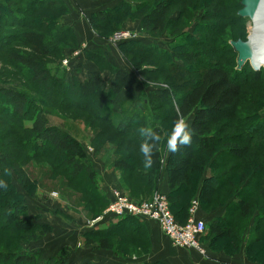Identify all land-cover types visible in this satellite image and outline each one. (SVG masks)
<instances>
[{"label":"rangeland","instance_id":"1","mask_svg":"<svg viewBox=\"0 0 264 264\" xmlns=\"http://www.w3.org/2000/svg\"><path fill=\"white\" fill-rule=\"evenodd\" d=\"M16 1L1 0V4L3 7L6 4L17 3ZM61 1L64 4L65 15L55 18V26L51 23L49 25V28L52 27L49 37L57 39L58 44V48L54 53L55 56L49 59L48 69L50 74L67 82L85 83L91 72L99 71L104 87L97 97V106L100 107L102 113L113 114L115 124L124 120L125 113L133 114L137 113L138 110L142 113L154 111V117L159 113L158 118L155 120L156 126L162 129L165 122H162L159 116L167 113L169 108L165 105L158 106L154 103H151L149 108H142L141 97L140 100H137L136 96L142 94L140 92H146L147 87L152 88V90L163 88L165 93L167 92V98H170L172 104L176 105L174 93L186 91L189 83L185 82L176 86L171 83L173 76L166 70L168 65L170 63L177 66L183 65L180 61L174 59L172 54L175 55L179 51L199 50L200 48L199 46L195 48L188 46L185 50H177L174 47L185 43L190 38L194 40L204 39V42L208 40L206 56L213 61L217 60L213 50H218L220 45L228 46L231 41H246L251 29V22L248 19L243 20L244 25L242 26L232 21L236 18L237 11L241 9V0H210L211 4L209 6L199 4L189 12L188 22L182 26L179 33L166 30L165 32L150 35L143 30L142 17L140 15L149 9V6L154 3L153 0H145L147 7L146 10L143 9V13L138 10L136 13L111 17L102 22H94V13L91 14V12L98 8L113 7L116 3L119 4L123 0ZM132 1L140 4L139 0ZM162 1L169 5L168 19L177 17L182 3L178 0ZM207 1L200 0V2ZM222 1L227 2L225 4L227 9L220 8L223 12L220 18L212 22L210 20L203 26L202 17H204L206 11H210L214 6L222 4ZM29 2L31 0H24L21 7ZM20 15L22 16L23 13H20ZM235 21L238 20L235 19ZM27 24V28H29L30 23L28 21ZM211 24L213 27L218 25L219 28L212 30V32L204 33V31H207V25ZM200 25L204 28L206 27L202 32L199 30ZM0 27L8 33L21 34V31H24L18 27L12 28L13 26L4 27L0 24ZM179 28V25L172 27L175 30ZM263 31L264 29L260 30L261 33ZM209 33L213 34L210 39L207 38ZM61 34H64V36ZM260 36L261 41L263 33ZM10 40L11 38H8L7 44L0 50V90L22 92L30 101L29 105L31 107H27L17 124L6 122V118L0 115V158L6 155L10 162H17L27 177L26 189L18 184L16 174L11 166H8L5 171L6 174L1 177L9 183V187L0 198V206L7 205L12 200H18L22 204L24 211L16 220V225H13L12 220H10L9 224H6L4 220H0V257H7L8 263L6 264H17L19 256L29 255L34 260L31 264H48V260L57 257L60 250L67 247L70 249L69 259L76 264H134L131 262L143 261L146 259L145 257L151 254L152 249L149 236L143 231L134 230L124 233L121 231L114 235L112 234L106 239L108 245L112 248L111 250L85 248L84 242L87 240L85 237L91 234L92 229H103L114 222L105 220L108 216L105 213L113 191L121 192L126 199L135 204L151 202L155 192L158 190V186L156 185L157 189L155 187V179H159V176L161 177L160 173L162 174L163 170L165 172L167 170L165 163L169 156L167 158L165 156L166 153L170 155L172 152L168 148V139L173 129L163 128L164 132H162L161 141V166L163 168L160 169L158 178L156 176L155 179H151L150 182L153 186H150L148 185L150 178L145 176L146 171L143 169L144 163L137 158L138 155L134 151L135 147L140 148V145L127 144L125 138L114 134L106 123L100 121L92 114L89 115V112L64 109L59 104L60 102L56 103L44 98V94L39 90L40 88L29 84L25 73H17L15 67L7 60L9 49H13V47L18 45L16 43L7 46L11 43ZM132 41L140 42L144 45H153L167 56L168 61L166 59L152 60L150 56L147 59L143 54L141 55L135 50H125L124 47L128 46H125V43ZM201 50L203 51V49ZM90 52L96 54L97 58H94L98 59L97 61L91 60ZM221 54L223 58L220 64L227 69L230 75L234 74L235 70H238L237 66L235 67L237 56L230 50L225 54L221 51ZM97 55L102 56L100 58L105 61L103 62ZM206 56H202V60L203 57L207 59ZM196 62L194 61L192 64L194 66H191V68L198 69L205 66V63L200 62V60L198 63ZM147 67H154L156 71L153 74L142 76L139 69ZM114 69H122L131 78L129 85L117 95H113L110 92ZM259 69V71H254L249 62H246L242 71L246 75H250L251 71L264 77V65H261ZM260 76H257L256 79H250L246 83H243V74L241 76L242 79L239 76L233 79L234 82L243 86L242 93L233 107L226 108L219 115L211 116L213 123L211 124L210 135L215 137L229 136L232 138L237 132L241 133V128L236 123L237 120L239 121L244 116H253L254 119L264 118V78H260ZM194 77L192 76L193 79L191 78V80H195ZM54 90L57 92L59 89ZM128 92H135L137 95L133 97L127 96ZM72 95L69 94L68 96L72 97ZM126 97L128 101L124 102ZM35 105L38 110L36 108L32 109ZM155 107H157V110ZM35 113H39L47 127L66 133L77 142L82 149L84 165L88 166L96 175L97 179H95L94 186L97 185V190L92 189L93 183L84 173H79L77 176L72 177L69 167L64 165L63 160L52 153L38 158L39 156L32 157L29 150L26 151L23 144L30 139L29 129ZM190 119L191 116L181 121L189 126ZM136 134H131V138L136 137ZM260 138L258 136L253 139V142L247 144V149H244L245 146L243 144L235 143L231 140L228 145L231 149L228 155L229 158L223 156L219 159V162L224 166L219 170L215 169V172L208 171V175L218 174L229 165L236 163V161L239 162L237 157L241 159L240 161L247 159L248 156L256 151V146L262 142L263 139ZM126 155L133 157L130 159L136 163L135 171L123 172L114 166L117 161L127 160ZM230 158L232 159L229 160ZM205 171L206 169L204 174ZM201 173V170L199 172L196 169L193 174L191 173L193 182H198L202 179ZM100 175L105 177L107 184L109 181L111 183V187L106 191L103 189L104 182ZM107 178L109 181L106 180ZM251 188L252 185L249 186L248 191ZM257 193L260 194L261 190ZM185 196L187 197L186 199H189L191 191ZM194 202L191 199L189 210H191L193 204L199 205V201ZM199 208L206 213L204 207L200 206ZM188 214V217L184 219H182L183 217H173L174 221L179 225H184L189 219L200 220L198 216H192L193 213L190 212ZM237 215L238 212L227 213L229 220L233 221L237 219ZM236 224L238 225V227H235L238 234L237 251L236 241L225 235L220 239H214L210 243L209 240L202 242V236L205 235V232L201 236V240L199 239L202 253L191 251L204 258L210 257L212 254L225 257H234L241 254L248 264H264L263 256H260L263 263L250 262L251 260L247 257V251L250 248L252 254L257 256L259 254L257 247H264V235L260 237L262 241L259 244L260 246H254L255 240H252L253 236L258 234L256 232L254 234L255 229H259L257 218H253L248 222L239 221ZM33 225H44L47 228L46 234L39 238L40 230L32 232L30 229ZM253 246L256 248L253 249ZM142 261L139 263H142Z\"/></svg>","mask_w":264,"mask_h":264},{"label":"trees","instance_id":"2","mask_svg":"<svg viewBox=\"0 0 264 264\" xmlns=\"http://www.w3.org/2000/svg\"><path fill=\"white\" fill-rule=\"evenodd\" d=\"M23 1L24 0H17V3L6 4V6L2 7L0 0V24L4 27L13 26L12 28L18 27L24 30L21 31V34H15L5 32V30L0 27V50L7 44L8 38H11V43L7 46L18 43L16 47H13L14 50L9 49L7 53V60L15 67L16 72H24L28 83L36 88H40L39 90L44 94V98L56 103L60 102L59 104L62 105L61 107L64 109L89 112V115L92 114L100 121L106 123L109 128L113 130L114 134L125 138L129 145H141L145 141V137L139 132L140 128L151 129L159 136V141L155 144L151 152V158L153 160L152 165L147 168L143 166V169L146 171L145 176H149L150 178L148 180V185L150 186H153L150 182L151 179H155L156 176L158 178L159 171L163 168L161 166L163 128L173 129L177 121L185 120L191 116V143L178 146L175 152H171L165 163V165H167L166 173L170 189L169 194L166 196L171 214L173 217H183L182 219L188 217L191 199L198 193L199 207H204L206 213L210 214L217 209L224 210L222 217L208 223L205 235L202 236V242L209 240L210 243L214 239H220L225 235L228 238L231 237L233 241H236L237 251L238 234L235 227H238V225L236 223L239 221L248 222L253 218H257L259 229H255L254 234L255 232L258 234H255L252 240H255L254 246H260L259 244L262 242L260 237L264 235V118L254 119L253 116H244L239 121L237 120L236 123L239 124L238 127L241 128V133L237 132L232 138L229 136L215 137L210 135L211 124L213 123L211 116L219 115L224 112L226 108L233 107L242 93L243 86L234 82L233 79L237 76L242 79L241 76L243 74L244 77L242 80L244 81L243 83H246L248 80L256 79L257 76L260 75H256L251 71L250 75H246L245 72L242 71L243 67L239 71L235 70V73L230 75L227 69L220 64L223 58L221 51L224 54L229 50L233 51L230 45H220L218 47L220 51L219 49H216V51L213 50V53L217 56V60L212 61L206 56V51H208V40L204 42V39H187L185 43L177 45L174 48L177 50H185L188 46L194 48L199 46L200 49H194V51H179V53L175 55L172 54L174 59L180 61L183 65L177 66L170 63L166 69L168 73L173 76V81L171 82L173 86L185 82L189 83L186 91L174 93L176 105H173L170 98H167V92L165 93L163 88L152 90V88L147 87L146 92H140L144 96L142 94L136 96L137 94H135V92L127 93V96H136L137 100H140L141 97L140 103L142 108H149L151 103L158 106L165 105L169 108L167 113H163L159 116V119L165 122L164 127L160 129L156 126L157 123L155 120L158 118L159 113L154 117V111L142 113L139 110L137 113L133 114L125 113L124 120L115 124L113 121V114L102 113L100 107L97 106V97L104 87L99 71L91 72L85 83L67 82L62 78H57L50 74L48 69L49 59L55 56L54 53L58 48V44L57 39L49 37V33L52 30V27L49 28V25L50 23H55V18H60L65 15L66 11L63 7V2L61 0H31L27 5L21 7ZM153 1L154 3L146 10L147 2L145 3V0H143V2L139 0L140 4H136V2L132 0H123L112 9H106L94 14L93 21L102 22L111 17L114 18L120 15L133 14L138 12V10L142 12L143 9H145L146 11L144 14L140 15L142 17L141 23L143 30L149 35L165 32L166 30L179 33L182 26L187 24L188 14L192 8L197 7L199 4H205L206 6L211 4L210 0L207 2H200V0H178L182 3L178 11V16L168 19L169 5L162 0ZM226 3L227 2L222 1V4L214 6L210 11L207 10L204 17H202L203 24H201L205 26L204 24H206V22L208 23L210 20L211 22L218 20L223 13L220 8L227 9ZM20 13H23V15L21 16ZM235 19L238 21H235ZM235 19L232 20L234 23L239 26L244 25L243 18L236 16ZM27 21L30 23L29 28H27ZM172 25H179L180 28L176 30L172 29ZM203 26L199 28L200 32L205 30L206 27L204 28ZM212 27V24L207 25V31H204V33L212 32V30L219 28L218 25ZM61 35L64 36V34ZM212 36L213 34L209 33L207 38L210 39ZM125 46V50H135L139 54H143L147 59L148 56H150L152 60H167V56L153 45H144L140 42L132 41L125 43ZM201 49H203V51ZM233 53L237 56L234 51ZM90 54L91 60H96V54L94 52H90ZM146 54L147 56H145ZM202 56H206L207 59L203 57L202 60ZM100 57L102 56H99V58ZM100 59L103 60V62L105 61L102 58ZM199 60L205 63V66L198 69L191 68V66H194L192 65L194 61L198 63ZM210 61L212 62L208 63ZM236 66L237 64L235 63V67ZM139 70L142 76H146L148 74H153L156 68L147 67ZM113 75L114 78L110 84V92L113 95H117L129 85L131 78L122 69H114ZM192 76H195V80H191ZM260 78L264 77L260 76ZM54 89L59 90L56 92ZM69 94H73L72 97H69ZM103 96L107 97L106 95ZM127 101L128 99L126 97L124 102ZM29 103L30 101L22 92L4 89L0 90V115L6 118V122L17 124L19 120H21L27 107H31ZM34 108L38 110L36 105L32 107V109ZM155 109L157 110V107H155ZM29 132L30 139L23 144V147L26 151H30L32 157L39 156L38 158H40L41 156L52 153L63 160L64 165L69 167L72 172V177L77 176L79 173H84L88 179L91 180V183H93L92 189L97 190V185L94 186L96 182L95 179H97L96 175H94L95 173H93L88 166L84 165L82 160V149L68 134L47 127L39 116V113H35L33 116ZM134 133H137L136 137L133 135L134 138H131L130 135ZM256 136H260V139L263 140L256 146V151H254L252 155L248 156L244 161H240L241 159L237 157L239 162L236 161V163L229 165L218 174L208 175V171L215 172V169L219 170L224 166L219 162V159L223 156L229 158L228 155L231 149L228 145L231 140L235 143L243 144L245 146L244 149H247V144L253 142V139L257 138ZM135 148L134 151H136L138 155L137 158L141 159V162L144 163V156L140 148ZM46 150L49 151V153H47ZM130 158L133 157L127 156V160L117 161L114 166L123 172L135 171L134 168L136 163ZM134 159L136 158L134 157ZM231 159L232 158L229 160ZM8 166H11L14 170L20 187L27 188V177L25 172L17 162H10L8 156L3 155L0 158V182H2V184H0V198L9 187V183L1 178L6 174L5 171ZM195 169L199 170V172L201 170V175L203 176L198 182H193L192 178ZM205 169L206 171L204 174ZM159 179H155L156 189ZM250 185H252V188L248 191ZM259 190H261L260 194L257 193ZM190 191L191 199H186L187 197L185 195ZM222 195L223 197H221ZM23 211L20 201L12 200V202L7 205L0 206V220H4L6 224H9L10 220H12L13 225H16V220L22 215ZM228 212H238L237 219L235 218L236 220L234 221L229 220L227 217ZM255 213L257 214L255 215ZM132 219L136 220V218H123L108 224L103 229H92L91 234L85 237V239H87L84 242L85 248L111 250L112 248L108 245L106 239L112 234L114 235L121 231H123V233L126 231H134L128 227V223L132 222ZM30 229L32 232L40 230L39 238L46 234L47 230L44 225H33ZM95 238L97 239L95 240ZM255 248L256 247L253 249ZM257 250L259 254L262 255H253L251 248L247 251V257L251 260L250 262H262L260 256L264 257V247H257ZM69 254L70 249L64 247L60 250L57 257L51 258L47 262L48 264H76L69 259ZM0 259L1 264L8 263L7 257H0ZM32 262H34V260L29 255L18 257L19 264H31Z\"/></svg>","mask_w":264,"mask_h":264},{"label":"crops","instance_id":"3","mask_svg":"<svg viewBox=\"0 0 264 264\" xmlns=\"http://www.w3.org/2000/svg\"><path fill=\"white\" fill-rule=\"evenodd\" d=\"M115 5H117V3ZM114 6L95 9L91 12V14L114 8ZM190 123L191 120L189 121V124ZM168 156L169 154L166 153L165 157L167 158ZM100 178L104 182L103 189L106 191L109 187H111V183L107 178L106 180L109 181V183L107 184V182L105 181V177H103L102 175H100ZM158 191L165 195H168L170 192L168 176L164 170L159 179ZM193 200L195 202L198 201V193L195 195ZM193 207V210L191 208V210H189V213H193L192 216H198V218L206 225H208V223L212 222L213 220L222 217L224 212L223 209H217L211 214H208L202 212V210H200L199 208V205H197L196 203L193 204ZM128 227L133 230H140L145 232L149 236L150 242L152 244L151 254L148 257H145L146 259H144L143 261L138 260L135 262H131L134 264H248L241 254H238L234 257H225L223 255L212 254L210 255V257L204 258L197 255L195 252H192L191 250L177 248L163 235L159 226L155 222L142 219H132V222L128 223ZM141 261L142 263H139Z\"/></svg>","mask_w":264,"mask_h":264},{"label":"built area","instance_id":"4","mask_svg":"<svg viewBox=\"0 0 264 264\" xmlns=\"http://www.w3.org/2000/svg\"><path fill=\"white\" fill-rule=\"evenodd\" d=\"M105 214L108 215L105 220L114 222L123 218L155 222L175 247L202 253L199 239L206 231V224L194 219H189L184 225L177 224L170 212L167 196L158 190L151 202L145 204L132 203L115 190L111 193V201Z\"/></svg>","mask_w":264,"mask_h":264},{"label":"water","instance_id":"5","mask_svg":"<svg viewBox=\"0 0 264 264\" xmlns=\"http://www.w3.org/2000/svg\"><path fill=\"white\" fill-rule=\"evenodd\" d=\"M241 9L237 11V16L243 19H248L251 24H254L257 18L264 11V0H241ZM264 14V13H263ZM262 18L264 16H261ZM260 32H255V26H252V31L246 41H231L229 44L233 51L237 54L236 64L237 69H241L246 62H249L254 71H259V60L257 53L260 47Z\"/></svg>","mask_w":264,"mask_h":264},{"label":"clouds","instance_id":"6","mask_svg":"<svg viewBox=\"0 0 264 264\" xmlns=\"http://www.w3.org/2000/svg\"><path fill=\"white\" fill-rule=\"evenodd\" d=\"M139 132L145 137V141L140 145V151L144 156V166L147 168L153 163L151 152L155 144L159 141V136L149 128H140ZM191 141L192 130L189 128L188 124L183 121H177L172 130V134L169 136L168 148L175 152L178 146L188 145ZM0 184H2V182H0Z\"/></svg>","mask_w":264,"mask_h":264},{"label":"bare ground","instance_id":"7","mask_svg":"<svg viewBox=\"0 0 264 264\" xmlns=\"http://www.w3.org/2000/svg\"><path fill=\"white\" fill-rule=\"evenodd\" d=\"M264 13V11H263ZM261 13V15H259L257 18H255L254 20V24H251V29L249 32L252 31V26H255V32L259 33L260 30L264 29V17L262 18L261 16H264V14ZM263 36H262V40H261V46L259 47V52L257 53L258 56V60H259V66L264 65V31L262 32ZM260 32V34H262Z\"/></svg>","mask_w":264,"mask_h":264}]
</instances>
